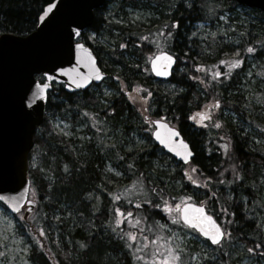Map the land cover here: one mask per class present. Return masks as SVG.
<instances>
[{
  "label": "trees",
  "instance_id": "trees-1",
  "mask_svg": "<svg viewBox=\"0 0 264 264\" xmlns=\"http://www.w3.org/2000/svg\"><path fill=\"white\" fill-rule=\"evenodd\" d=\"M52 1L0 0V33H30L43 8ZM111 3H116L113 10L108 9ZM194 4L190 9L185 0H106L94 10L92 24L81 33L80 40L92 49L112 87L117 86L110 76H123L130 84H141L153 93L144 107L150 105L153 109L142 113L122 92L107 97V103L102 104L100 94L89 92V88L66 92L62 85H51L45 118L35 130L27 157L28 177L36 205L26 220L19 218L16 221V234L25 241L27 257L32 264H136L132 251L125 248L124 242L111 230L110 221L114 223L112 209L121 207L125 212L131 211L133 219L148 216L140 228L145 223L151 226L159 221L178 229L161 209H153L150 205L135 208L137 202L150 198L151 186L164 189L165 199L191 195L194 201L206 206L208 213L219 217V223L231 222L232 240H225L222 251L202 239L208 249L196 241L186 242L188 254L184 259L188 264H191L189 254L198 255L200 264H205L204 252L208 264H213V257L214 264H238L240 259L248 257L264 260L259 253L246 252L256 243H264V218L254 215L256 207L263 211L260 189L264 178V149L254 138L256 133L264 134L263 108L261 105L250 106L240 92L242 76L230 74L227 79L222 76L210 87L190 78L200 76L203 79L205 76L204 72L195 70V64L218 65L222 69L218 60L232 58L235 47L220 39L224 33L236 34V46L243 56V48L248 43L264 41V13L254 8H246L250 12L246 14L236 12L237 4L232 0H194ZM125 6L150 9L153 17L147 25L130 23L127 19L117 24L113 15L118 16ZM224 15L226 20H219ZM172 21H178L179 27L169 28L173 36L166 39L158 30ZM200 23L207 25L196 27ZM206 29L215 32L219 38L210 39ZM104 31L117 32L113 49L102 48L90 34L100 35ZM142 36H148V41L141 40ZM153 36L164 40L165 49L180 57L167 80L168 88L160 86L161 80L154 82L148 71L139 75L140 68H134L141 54L153 52ZM122 43L125 48L119 47ZM114 65L121 68L115 70ZM144 67L148 69L147 64ZM262 81V78L257 79L254 85L259 88ZM216 98L221 100V106L214 110L212 121H205L202 126L189 118ZM224 110L232 116H224ZM54 114L67 119L73 126L86 118L91 120L96 125L87 128L92 132V138L81 140L56 131L51 121ZM144 115L165 117L179 129L193 150L189 165L177 162L152 141V126L143 120ZM216 121L222 122L223 126L216 128ZM115 131V139L107 141V135ZM131 133L142 135L143 142H135ZM225 143L229 145L227 150L223 147ZM111 144L116 147H109ZM130 163L134 164L131 170L128 168ZM106 164L121 175L114 176L106 169ZM232 164L237 166L241 179L235 180ZM190 165H196L200 170L193 174L201 182L199 187L184 177V170ZM140 173L150 176L155 184L146 185L143 190L139 184L135 189L131 188ZM205 177L212 178L208 187H204ZM109 193L121 196V201L114 200ZM154 202L161 203L159 200ZM40 228L47 236V239L42 238L43 248L32 239L39 234ZM120 228L125 232L137 231L127 221ZM144 235L150 237L152 234L145 231ZM80 242L89 247L79 248Z\"/></svg>",
  "mask_w": 264,
  "mask_h": 264
},
{
  "label": "snow or ice",
  "instance_id": "snow-or-ice-1",
  "mask_svg": "<svg viewBox=\"0 0 264 264\" xmlns=\"http://www.w3.org/2000/svg\"><path fill=\"white\" fill-rule=\"evenodd\" d=\"M185 3L188 8H193L195 6L194 0H185ZM57 7V4L47 3L46 7L43 8L42 13L39 15L40 21H45L51 13H53V9ZM208 11H212V9H208ZM220 19H225V17L221 16ZM71 24H76L75 21H72ZM203 25H201L202 27ZM178 21H172L170 25H163L160 30H158L160 35H165V38L173 36V32L168 30L169 28H178ZM69 34H75L77 37L81 35V27L79 25L75 27H70ZM95 33H93V36ZM195 35V33H193ZM242 35H247V33H242ZM212 36L215 37L216 33L213 32ZM141 40L148 41V36L140 37ZM149 46H151V41H149ZM120 48H125V44H120ZM77 49V61L78 63L83 60L84 63L89 66L90 71L86 76H80L78 78L73 76V73L76 72V66L73 65L70 68L58 67L54 69V72L61 73L69 78L71 81V86H75L77 88L82 87L84 84H87L91 79L95 78L96 80H101L103 78V72L97 67L96 58L85 49L83 44L77 43L75 45ZM83 49L85 53H87V57H82L79 55V50ZM244 53L248 54H257L259 55L261 52H264V41L256 40L252 43H248L245 48H243ZM227 55V54H226ZM231 59H219L218 64L225 66L229 72H221L219 68H216V65H213V68H216L215 71L211 72L209 75V70L202 64H195V70L197 72H204L205 76L202 79L200 76H192L190 77L193 80L198 81L203 84L204 87H210L214 81H216L220 77L228 78L231 74V70L239 69L245 62V57L241 55V49L237 48L235 52L231 54ZM179 56H175L171 54L169 50L161 47L157 43V50L155 52H150L145 60V63L151 65L150 70L155 72L156 75L159 76H169L171 74V70L173 65L176 64L177 60H179ZM139 67V65H137ZM149 69H145L148 71ZM248 76H252L253 72H248ZM255 75H259L264 78V71L255 73ZM56 77L50 75L49 72L45 71L41 74L40 80L34 81V88L31 90V96L26 101L27 109H33V105L37 100H43L47 98V90L50 85L48 81L54 80ZM117 83L119 84L120 92H122L128 100L135 106L137 103L141 105L140 111L147 112L151 107L149 105L148 108L144 107L150 97H152L153 93L149 91L147 88H144L141 84L137 83L135 85L130 83H125L119 76L116 78ZM207 81V83H205ZM140 93H144V95H140ZM119 94V93H117ZM108 95V93H105ZM259 99L260 103H264V99ZM221 106V100L216 98L214 100L209 101V103L205 104L203 108L189 117L195 123L204 125L205 121H212L214 119L213 112L216 109H219ZM37 109L39 105L36 106ZM35 111V109H33ZM114 111V110H113ZM38 116V112H37ZM143 120L147 123L154 126L155 130L152 131V135L155 140L159 142V144L163 145L167 148L174 156L180 157L185 165H189V161L193 158V151L189 146V143L181 136V132L177 130V128L170 126L168 123L164 122L166 120L165 117H161L155 120H152L150 116L144 115ZM96 125L93 124V127ZM216 128H221L222 122L216 121ZM161 129L165 131L162 133ZM63 131V129H60ZM151 131V129H150ZM111 148H115V144L109 145ZM223 147L227 150L229 145L225 143ZM227 155V152L225 153ZM120 159H124V157H120ZM128 168L131 170L134 168V164H129ZM68 166L65 165V171L67 172ZM228 169H225L227 171ZM199 168L196 165H190L184 170V177L193 185L197 187L200 186V180L194 178V173H199ZM231 171L235 180L241 179L240 172L235 164L231 165ZM117 176L121 175V173H116ZM206 183L204 187H208V184L211 183V177L204 178ZM234 181H229V183H233ZM220 183H224V181H220ZM139 184L141 190L144 189L146 185L151 186L155 184V181L151 179L150 176H144L143 173L139 174V177L136 181H133L131 188L135 189ZM2 191V190H0ZM25 192L27 189L24 190ZM150 198L147 200L139 201L135 204V208L143 209L145 205H150L153 209H161L165 214H167L168 219L171 221L173 226H177L180 231L185 229L189 230L188 236L191 237L193 232L197 233L199 236L203 237L205 241H210L212 245L216 246V250L222 251L223 244L225 240H232V233L229 229L230 221L225 220L224 224L219 223V217H215L214 214H208L206 210V206L202 202H196L191 195H185L180 197L179 199L169 197V199H165L163 192L164 189L158 188L155 186H151L150 189ZM109 195L113 196V199L116 201H121V196L114 195L109 193ZM213 199L216 198L215 193L212 194ZM155 200L161 201V203L154 202ZM171 200V203L169 202ZM0 202L5 203L8 207L12 209L15 213H20L21 209L18 205L21 204H34V199H24L23 193L17 194L15 196L8 195H0ZM128 203H131L129 201ZM31 211V209H29ZM223 211H226L224 209ZM114 216V223H111V230L115 233L118 238L124 242V247L131 250L133 255L132 259L136 262V264H188V261L184 259L185 255L188 254V247L186 243H182L185 240V237L178 234V231L173 230L169 227L167 223H160L159 221L154 222L153 225L149 226L145 223L143 228H140L142 221H147L148 216H143L141 218L133 219L134 213L131 211L125 212L121 207H116L112 209ZM234 215V214H233ZM20 219H25L23 215L20 216ZM7 220V217H5ZM128 222L129 225H133L137 228V231H123L120 228V225ZM39 234L37 236H33L32 239L43 248L45 245L43 243V239H47L45 230L40 228ZM150 232L151 238L148 235H144V232ZM43 238V239H42ZM133 242L142 244V247H137ZM89 245L85 242L79 243V248L87 249ZM28 249L25 248L24 251ZM142 253L137 256L135 253ZM247 253L256 254L264 256V243H256L254 247H248L246 249ZM8 255V250L0 251V258H5ZM203 258L205 260V264H208L207 253H203ZM5 259H0V264H5ZM197 256L193 254H189V260H196ZM213 264L215 261V257L212 258ZM10 264V262H9Z\"/></svg>",
  "mask_w": 264,
  "mask_h": 264
},
{
  "label": "water",
  "instance_id": "water-1",
  "mask_svg": "<svg viewBox=\"0 0 264 264\" xmlns=\"http://www.w3.org/2000/svg\"><path fill=\"white\" fill-rule=\"evenodd\" d=\"M235 1L264 12V0ZM104 2L105 0H53L50 3L57 4L53 13L43 22L38 20L35 29L30 33L18 35L3 32L0 34V190H2L0 195L15 196L23 193L24 199H27L29 189L27 156L33 144L35 129L44 119L46 105V99H43L37 100L33 105L35 111L26 107V101L34 88L33 82L36 81L35 75L47 71L56 77L48 81L50 87L47 92L52 82L62 84L66 92H78L88 88L92 83L98 84L103 80L104 73L101 80L93 78L82 87L77 88L74 85L69 87L71 84L69 78L54 72V69L70 68L75 65L74 77L88 74L89 66L83 60L79 63L77 61L75 45L83 43L75 41L78 37L75 34L70 35L69 31L70 27L77 25L81 27V32L89 27L93 21V11ZM72 21L76 24H71ZM84 47L95 57L88 46L84 45ZM79 55L87 57L83 49L79 50ZM96 64L100 68L97 59ZM149 67L151 68L150 64ZM151 73L155 78L162 80L171 76V74L159 76L152 71ZM37 105H39L38 109ZM154 130L155 128L152 131ZM161 131L163 133L165 130L161 129ZM151 137L164 152L184 164L180 157L174 156L167 148L159 144L152 132ZM25 189H27L26 192ZM1 203L11 213L16 214L5 203ZM23 206H25L23 216L26 218L33 210L35 203L18 205L20 209ZM208 242L211 244L210 241Z\"/></svg>",
  "mask_w": 264,
  "mask_h": 264
},
{
  "label": "rangeland",
  "instance_id": "rangeland-1",
  "mask_svg": "<svg viewBox=\"0 0 264 264\" xmlns=\"http://www.w3.org/2000/svg\"><path fill=\"white\" fill-rule=\"evenodd\" d=\"M116 3H111L108 5V9L113 10V8L115 9ZM236 12L242 13V14H246V13H250L249 11L246 10L245 7L242 6H237L234 9ZM152 10L150 9H144L142 7L139 8H134L131 6H125L123 7V11L118 13V16L113 15V20L114 22H116L117 24H122L125 22V19L129 20L130 23H134V22H141L144 24H148L150 18H152ZM125 14V17L123 16ZM226 15H224L223 17H225ZM221 17V16H220ZM221 21H225V19H220ZM201 25L204 26L203 23L197 24L196 27L200 28ZM232 29V28H231ZM208 30L209 33V38L213 39L214 37L212 36V31H210V29H206ZM91 36H93V33H90ZM94 37L97 39V41L101 44L102 48L106 47L109 49H113L114 47V42L117 39V32L115 31H111V32H103L100 35H94ZM217 37V36H215ZM220 39L223 38L224 42H231L233 45L237 44L236 40V34L231 33L230 35H228V33H224V35L219 36ZM217 37V38H219ZM157 43L165 48V43L164 40L157 39V37L153 36V52H155L157 50ZM234 52L236 51L233 50ZM148 54L143 53L140 55V57H138V59L136 61H138V65L139 67H137V65L135 64L134 68H140V70L138 71V74L141 75L143 71H145V67L146 64L148 65V63H145L146 57ZM129 55H127V58ZM105 58V57H104ZM126 58V57H125ZM250 61V60H249ZM119 68H121L119 65H114L113 69L118 70ZM209 70V75L211 74V72L215 71L216 68L213 67H206ZM149 69V68H148ZM252 69V65L249 67V70L245 73V74H240L239 76L243 77L242 83L240 85V92L244 94V96L248 99L250 106H254V105H261L263 108V112L262 115L264 114V103H260L259 99H264V80L262 82H260V87L258 88V85H254L255 81L257 80V77L255 76H248V72H250ZM148 73L150 74V70H148ZM151 75V74H150ZM117 76H110L111 79H113V82H115V85L117 86L116 88H119V84L116 81ZM121 78V80H123L125 83H129L125 77L123 76H119ZM153 81L155 82L156 80L153 79ZM160 86L164 87V88H168L170 87L169 83L166 81H160ZM115 87H112L110 85V79L109 77L106 78L104 81H102L100 84L97 85H92L89 87L88 91L89 92H96L97 94H100L101 98H100V102L102 104H106L107 101L105 100L107 97H111V96H116L118 92H120V88L119 91L116 89ZM105 93H108V95H105ZM141 95V94H140ZM134 107H136L137 109L141 108V105L139 103H137ZM153 108H150L148 110V112L152 111ZM224 116H232V114L228 113L227 111L224 110L223 112ZM53 127L56 131L61 132L62 134H64L65 136L68 137H73V138H79L81 140H85V139H91L93 134L92 132H88L87 128H94L93 124L91 122V120H87L84 119L82 122H79V124L73 126L71 124L70 121H68L67 119L61 118L58 115H53L51 118ZM60 129H63V131H60ZM261 135H260V134ZM258 134H254V138L256 139V141L258 143H260L264 149V134H262L261 132H259ZM115 134L116 131L111 133L110 135H107V141H113V139H115ZM130 137H132L134 139L135 142L137 143H142L143 142V136L140 134H133L131 133ZM127 138V137H126ZM125 138V140H126ZM106 169H108V171L116 176V173L113 172L111 166L108 164H106ZM261 189H260V196L262 197V206L261 209L263 211H259L258 207H256L255 209V217L257 216V218L259 219H263L264 218V178H262L261 180ZM21 216V213L18 214H11L4 206L0 205V251H4L5 249L8 250V255L5 258H0V259H5V264H32V262L28 259L27 254H28V250L24 251L25 248L28 249L25 241L23 240L22 237L18 236L16 234V221L17 219H19ZM5 217H7V220H5ZM58 217V216H57ZM173 230L178 231V234L185 237V240L182 243H186L188 241H196L200 246H202L204 249H208V247H206L204 245V243L201 241V237L193 232L191 234V237L188 236V232L189 230L185 229L183 231H180L179 229L172 228ZM151 238V236H150ZM136 245H138V247H142V244L136 243ZM235 245H232V248ZM142 253H135V255L139 256ZM197 256L196 260H191V264H200L201 260L199 259V256ZM236 256V253H235ZM238 264H264V260L263 259H252L250 257L248 258H244V259H240Z\"/></svg>",
  "mask_w": 264,
  "mask_h": 264
},
{
  "label": "flooded vegetation",
  "instance_id": "flooded-vegetation-1",
  "mask_svg": "<svg viewBox=\"0 0 264 264\" xmlns=\"http://www.w3.org/2000/svg\"><path fill=\"white\" fill-rule=\"evenodd\" d=\"M233 46L235 48H238L236 46V44L233 45ZM263 54L264 53L261 52L260 53L261 56L260 57H257V58H253L251 56V54H248L247 57H245V62L242 65L241 68L231 70V71H233V75L232 76H236V75L239 76L240 74H245L249 70V67L252 65V69H251V72H253V75L252 76L259 77V75H255V73L264 71V56H263ZM220 71L221 72H229V70L225 66H223V68Z\"/></svg>",
  "mask_w": 264,
  "mask_h": 264
}]
</instances>
